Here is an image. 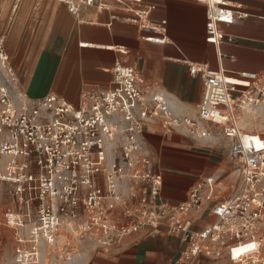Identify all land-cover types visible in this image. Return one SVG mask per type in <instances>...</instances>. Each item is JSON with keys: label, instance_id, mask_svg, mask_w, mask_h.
<instances>
[{"label": "built area", "instance_id": "1", "mask_svg": "<svg viewBox=\"0 0 264 264\" xmlns=\"http://www.w3.org/2000/svg\"><path fill=\"white\" fill-rule=\"evenodd\" d=\"M78 15L89 0H56ZM114 1L123 20L151 31L164 41V23L150 21L153 5L144 0H99L111 9ZM206 5L208 41L233 42L223 28L242 18L223 0H200ZM0 37V181L20 203H36L33 237L53 244L62 228L90 233L105 249L134 233L180 237L185 246L176 264H207L230 256V264H259L264 248V133H248L241 114L264 97V72H241L249 81L240 88L221 69L191 66L203 77V96L196 118L175 113L166 92L139 71L116 62L112 86L94 89L73 106L54 94L30 99L18 85ZM14 90H8V88ZM160 122L166 131L183 127L209 135L220 128L229 142L237 174L230 196L210 207L214 220L194 228L206 200L215 197V180L195 182L186 200L172 205L162 198L163 175L145 145L144 126ZM203 125V127H201ZM127 184V194L123 185ZM119 214V217H117ZM13 216L19 220L20 214ZM166 231H165V230Z\"/></svg>", "mask_w": 264, "mask_h": 264}, {"label": "crops", "instance_id": "2", "mask_svg": "<svg viewBox=\"0 0 264 264\" xmlns=\"http://www.w3.org/2000/svg\"><path fill=\"white\" fill-rule=\"evenodd\" d=\"M89 1L73 15L56 0H0V37L17 75V87L30 99L54 94L78 106L85 93L112 86L113 67L120 62L136 68L166 92L179 116L196 118L203 77L192 74L191 66L221 69L240 88L249 84L240 77L241 72H264V0H223L245 16L234 17L223 26L234 41L219 45L207 39L206 5L200 0H144L154 6L150 21L165 25V40L160 42L153 39L159 35L123 20L126 13L118 3L111 1L114 7L101 9L99 0ZM144 139L163 175L162 198L166 202L179 204L187 199L195 182L215 180V197L194 214L195 229L208 226L214 220L210 207L227 199L236 184L225 197L232 165L229 148L226 158L218 161L206 150L211 136L183 127L166 131L158 121L145 124ZM184 246L178 236L142 231L112 248L75 260L76 264H176ZM205 262L230 264L231 259L226 255Z\"/></svg>", "mask_w": 264, "mask_h": 264}, {"label": "rangeland", "instance_id": "3", "mask_svg": "<svg viewBox=\"0 0 264 264\" xmlns=\"http://www.w3.org/2000/svg\"><path fill=\"white\" fill-rule=\"evenodd\" d=\"M6 73V71L0 73V87L8 78ZM7 88L14 90V88ZM260 98L258 104L249 106L241 114V125L248 133H264V97ZM208 130L213 140L207 142L206 150L214 159L224 160L225 151L229 148L228 140L220 133L219 127L210 125ZM4 161L5 159L0 158V167ZM234 170L232 162L228 171L227 185L229 188L225 197L230 194L236 182L237 174ZM123 188L127 194L126 183ZM35 213L36 203L34 201L20 203L10 194L9 185L0 181V264H68L69 257L75 260L82 256L93 255L98 249L103 248L91 239L90 233H80L78 229L62 228L59 231L62 233L57 236L53 244L42 237L35 239L32 232ZM16 214H20L19 220H13ZM60 240L62 241L59 242ZM59 244L62 248H58ZM258 262L264 264V248L260 251Z\"/></svg>", "mask_w": 264, "mask_h": 264}, {"label": "bare ground", "instance_id": "4", "mask_svg": "<svg viewBox=\"0 0 264 264\" xmlns=\"http://www.w3.org/2000/svg\"><path fill=\"white\" fill-rule=\"evenodd\" d=\"M243 127V126H242ZM60 233H62V232H60ZM60 237V236H59ZM62 240H60L59 242H61ZM59 247L58 248H62L61 246H60V244L58 245ZM68 257V256H67ZM67 262H68V264H75L76 263V261L75 260H67Z\"/></svg>", "mask_w": 264, "mask_h": 264}]
</instances>
